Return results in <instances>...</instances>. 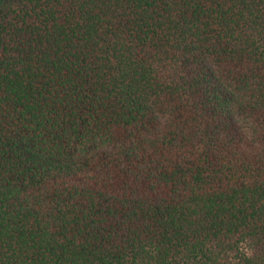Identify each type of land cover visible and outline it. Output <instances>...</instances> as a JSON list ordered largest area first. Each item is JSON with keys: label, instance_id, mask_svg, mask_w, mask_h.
<instances>
[{"label": "trees", "instance_id": "1", "mask_svg": "<svg viewBox=\"0 0 264 264\" xmlns=\"http://www.w3.org/2000/svg\"><path fill=\"white\" fill-rule=\"evenodd\" d=\"M0 264H264V0H0Z\"/></svg>", "mask_w": 264, "mask_h": 264}]
</instances>
